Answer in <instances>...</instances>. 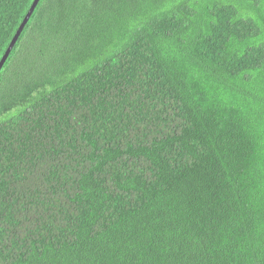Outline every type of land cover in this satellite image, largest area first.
I'll list each match as a JSON object with an SVG mask.
<instances>
[{"label": "trees", "instance_id": "16d2710c", "mask_svg": "<svg viewBox=\"0 0 264 264\" xmlns=\"http://www.w3.org/2000/svg\"><path fill=\"white\" fill-rule=\"evenodd\" d=\"M35 0H0V63ZM0 264H264V0H41L0 73Z\"/></svg>", "mask_w": 264, "mask_h": 264}, {"label": "water", "instance_id": "95a60500", "mask_svg": "<svg viewBox=\"0 0 264 264\" xmlns=\"http://www.w3.org/2000/svg\"><path fill=\"white\" fill-rule=\"evenodd\" d=\"M40 2H41V0H35L34 4L32 5V7H31V9L29 11V13L27 14L26 18L24 19L22 25L20 26L17 34L15 35L11 45L9 46L5 56L3 57V59H2V61L0 63V73H1V71L3 69V67L5 66L10 54L12 53V51L14 49V47L16 46L21 34L23 33V31L26 28L27 24L30 22V20H31V18H32L34 12L36 11V9H37V7H38Z\"/></svg>", "mask_w": 264, "mask_h": 264}]
</instances>
